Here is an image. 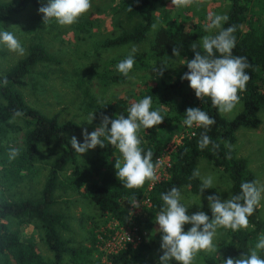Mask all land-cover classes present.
<instances>
[{
	"label": "trees",
	"instance_id": "16d2710c",
	"mask_svg": "<svg viewBox=\"0 0 264 264\" xmlns=\"http://www.w3.org/2000/svg\"><path fill=\"white\" fill-rule=\"evenodd\" d=\"M41 1L43 0H0V30L3 21L13 20L15 13L29 5H38ZM164 1L118 0L115 10L124 15L130 27L113 37L101 39L98 46L102 48L144 41L156 21L158 6ZM227 1L229 5L225 15L229 19L223 23V27L236 26L233 55L246 57L250 65L245 70L250 79L246 88L238 92L242 108L232 117L228 118L220 113L209 97L197 98L189 82L181 79L188 71L184 63L195 56L192 49L180 50L183 61L179 68H162L155 79L142 80L126 93L114 94L111 99L97 98L88 88H82L87 123L89 115L96 114V119L91 124L88 123L91 128L89 133L101 124L102 115L113 119L119 115L127 116L131 103L145 96H152L151 110H159L164 116V121L150 129L141 128L137 135L141 139L144 152L149 149L153 151V162L172 133H180L183 130L190 132L174 147L168 176L156 183L149 192L151 204L136 216L130 214V202L143 194L147 181L141 188L123 187L114 167L116 159H122L118 149L105 142V147L98 145L87 160L77 163L79 153L72 149L69 140L72 133L79 128L78 122L73 119L61 121L58 112L47 114L41 111L27 101L22 91L25 76L34 65L59 63V58L41 41H33L28 44L22 57L6 70L0 71V185L15 184L34 175L35 161L41 146H45L46 156L50 159L39 195L10 198L0 189V264H64L65 255L73 264H93L95 252L104 254L105 248H97L96 241H99V238H96L93 228L89 229L91 234L88 244L74 245L63 236L62 230H68L69 223L68 216L54 208V192L59 185L73 189L95 203L101 213L106 214L118 225L124 226L133 220L140 231L144 227H152L155 214L163 206L161 194L172 187L179 188L180 192L187 189L193 194L205 197L216 195L214 188L201 193V179L192 178L193 171L198 168V158L206 159L215 169L229 176V196L239 193L242 181L255 180L246 158L237 156L234 142L236 130L241 126L257 127L261 123L259 113L264 110V0ZM202 26L199 18L196 20L187 12L167 13L150 40L149 49L134 56L133 67L139 70L151 67L148 58L168 59L173 53V48H185L189 42L197 39L202 34ZM75 27L80 31H88L90 25L78 21ZM126 57L127 55H124L122 60ZM120 61L121 59L115 58L105 60L107 66L103 64L95 73L102 82H118L125 77L117 70ZM189 107H199L206 111L215 123L208 129L195 125L187 127L183 120ZM15 112H20L21 115L14 116ZM20 131L23 134L21 144H11L7 139L9 134ZM204 132L210 137L211 143L200 150L198 141ZM77 139L83 143V136ZM213 145L218 147L213 148ZM13 147L19 149V155L10 160L8 152ZM69 164H72L70 170L64 178H59L60 173ZM208 215L211 218V210ZM30 222H34V226L40 229L38 238L52 252V257H45L39 250L38 240L31 234L23 233L20 225ZM187 228L185 225L184 229ZM224 232L219 241V254L210 259L214 264H222L223 259L229 257L239 258L255 247L258 238L264 233V220L260 216L259 206L249 217V226L246 229H225ZM158 238L159 235L146 239L142 233L141 242L135 246L128 244L116 251L105 250L107 260L111 264H158L163 251H156L152 257L149 254ZM258 255L264 259V251H259ZM169 264L177 262L172 260Z\"/></svg>",
	"mask_w": 264,
	"mask_h": 264
},
{
	"label": "rangeland",
	"instance_id": "374dc122",
	"mask_svg": "<svg viewBox=\"0 0 264 264\" xmlns=\"http://www.w3.org/2000/svg\"><path fill=\"white\" fill-rule=\"evenodd\" d=\"M117 2L118 0H91L89 11L78 19L79 22H85L88 26L90 25L88 31L77 30L75 24L78 21L72 25L60 26L55 20H52L48 25H44L42 14L39 13L38 9L42 6V3L46 4L47 0L41 1L38 5H29L25 9L15 13L13 20L1 23V29L13 32L25 50H27L29 43L41 41L50 52L59 58V63H38L34 65L25 76V85L22 87V91L27 101L41 111L47 114L58 112L61 121L67 119L77 121L79 128L72 133V136H76L77 138L83 136L85 128L88 131L91 129L87 123V117L83 108L84 96L82 88H88L97 98L111 99L114 94L126 93L130 88L139 85L142 80L150 81L155 79L162 68L170 70L179 68L183 58L180 55L177 57L173 53L170 54L168 59L152 60L148 58L151 67L143 70L133 67L128 76L123 77L122 80L108 83L102 82L95 73V71L100 70L103 64L107 66L105 60L111 58L122 60V57L124 55L128 56L133 48L136 49L134 56L147 51L150 40L161 21L167 13L173 11L187 12L192 14L196 20L199 18L202 22V34L197 39L189 42L185 48H178L179 52L182 49H191L193 42H197L202 36L213 34L216 31L214 29L209 33L205 30V25L210 23L207 19L208 15L210 13L225 15L229 5L227 0H196V2L188 7L177 8L172 4L171 0H165L159 4L156 21L152 24L144 41L100 48L98 42L101 39L113 37L120 33L121 30L130 27V23L125 19L124 15L115 10ZM154 24L156 25L155 28H153ZM146 55L149 56L147 53ZM22 56L9 51L4 46H0V71L6 70ZM110 66L113 65L110 64ZM241 108V101H239L232 112L222 114L230 118ZM259 114L261 123L257 127L241 126L236 130L234 148L237 156L246 158L249 169L255 175V181H258L259 185H264V110ZM176 134L178 133H172L168 141L175 139ZM22 135V131L12 133L9 134L7 139L11 144L18 145L21 144ZM92 152L93 149H89L83 154L79 153L77 163L80 164L85 159L87 160ZM49 161L50 159L46 156L45 146L43 145L40 147L39 156L35 161V174L15 184H1V191H3L5 196L10 198L39 195L49 169ZM71 167L72 164H69L60 173L59 178H64ZM197 167L201 177H213V188L216 190V195L220 196L221 199H228L229 176L215 169L203 158L197 159ZM54 196L56 198L54 208L64 212L68 216L69 228L68 230H62L63 236L74 245L88 244L91 234V230L89 229L93 228L95 231L93 233H95L96 238H99V241H96L97 248L100 250L104 249V234L107 237L109 233L107 230L110 231L116 228L118 226L117 223L108 218L106 214L101 213L95 203L85 199L73 189L59 185L54 192ZM181 196V203L188 208V215H192L197 211H204L208 215L210 208L205 195L193 194L185 189L181 191ZM259 208L260 216L264 220V194H262ZM138 213L134 211L132 216H136ZM186 225L188 228L185 231L192 227L191 224ZM20 226L23 233L31 234L38 240L39 250L45 257L53 256L52 252L38 238L41 231L34 226V222L25 223ZM158 228L159 225L154 220L151 228L144 227L140 230L146 239H149L150 236L159 235L157 243L149 252L150 257L156 251H163L161 249L162 234L158 231ZM224 231V228L217 230L213 241L216 246V252L208 253L201 251L194 256L192 264H214L210 259L219 254V241L225 234ZM63 261L64 264H73L67 255L64 256ZM93 264H111L107 260L105 250L104 254L99 252L94 253Z\"/></svg>",
	"mask_w": 264,
	"mask_h": 264
},
{
	"label": "clouds",
	"instance_id": "9594fccd",
	"mask_svg": "<svg viewBox=\"0 0 264 264\" xmlns=\"http://www.w3.org/2000/svg\"><path fill=\"white\" fill-rule=\"evenodd\" d=\"M177 7H188L196 0H171ZM91 8V0H47L46 4L38 9L42 14L44 25L55 20L60 26L72 25ZM205 30L209 33L217 30L215 34L204 35L199 41L193 42V59L186 60L188 71L181 77L187 80L191 89L195 91L197 98L209 97L213 106L220 113H230L239 103L238 92L246 88L250 76L245 71L250 65L246 57L234 56L233 49L236 46L234 32L236 26L223 27V23L229 18L227 15L209 14ZM156 25H153L155 28ZM0 46L19 55L25 54V48L9 30H0ZM133 48L129 55L117 64V70L124 76H128L135 64ZM219 53V55H217ZM173 55L179 56L178 48H173ZM6 83V81H5ZM152 96H145L137 102L131 103L127 109L128 115H119L118 118H110L102 115L101 124L91 133L83 130V143L76 136H72L69 143L76 152L85 153L89 149H95L98 145L105 147V142L118 149L122 159L115 162L116 176L124 188H141L146 181H156V172L162 164L157 159L153 162V151L144 152L141 147V139L137 133L141 128L150 129L164 121V116L159 110H151ZM15 112L14 116H20ZM96 119V114H90L88 123ZM215 123L209 114L199 107H189L185 113L183 124L191 128L203 127L208 129ZM110 125V127H109ZM211 143L206 132L201 134L198 148L205 149ZM218 145H213V148ZM19 155L18 148H10L9 159H15ZM192 178H200V192L213 188V177H201L199 169H195ZM264 185L258 181H242L238 194L230 195L228 199H221L218 195L207 197L211 210V218L204 211H197L188 215V208L181 203L179 188L172 187L161 194L163 206L155 214V222L159 225L161 235V249L163 255L159 257L158 264H169L174 260L177 264H192L194 256L201 252L214 253L216 246L213 243L220 228L239 231L249 226V217L260 205ZM138 207L137 204L132 203ZM192 227L185 231L184 226ZM264 251V233L258 238L255 247L239 258L229 257L223 259L222 264H264V259L258 255Z\"/></svg>",
	"mask_w": 264,
	"mask_h": 264
},
{
	"label": "built area",
	"instance_id": "2783aa9c",
	"mask_svg": "<svg viewBox=\"0 0 264 264\" xmlns=\"http://www.w3.org/2000/svg\"><path fill=\"white\" fill-rule=\"evenodd\" d=\"M189 133L190 132L188 130H184L176 134L175 139L168 141L161 152L156 156L154 163L157 159L162 161L161 166L156 172L158 179L156 181H147L143 194L131 200L129 207L130 214L133 215L134 211L140 212L144 207L151 204L149 192L153 189L156 183L168 176V168L171 163V153L174 147L182 141V138ZM192 133L193 132H191V134ZM132 203L137 204L138 207L133 206ZM141 240L142 232L139 231L137 225L133 220H131L126 225H118L111 232H109L103 242V248H105L106 251H116L119 248L126 247L128 244L135 246L141 242Z\"/></svg>",
	"mask_w": 264,
	"mask_h": 264
}]
</instances>
